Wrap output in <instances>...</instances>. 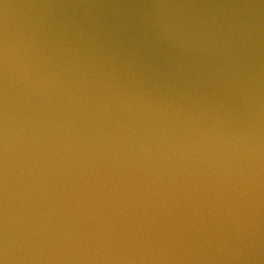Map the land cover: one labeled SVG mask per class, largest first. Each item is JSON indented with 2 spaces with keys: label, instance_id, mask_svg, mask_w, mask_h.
I'll list each match as a JSON object with an SVG mask.
<instances>
[{
  "label": "water",
  "instance_id": "1",
  "mask_svg": "<svg viewBox=\"0 0 264 264\" xmlns=\"http://www.w3.org/2000/svg\"><path fill=\"white\" fill-rule=\"evenodd\" d=\"M0 264H264V0H0Z\"/></svg>",
  "mask_w": 264,
  "mask_h": 264
}]
</instances>
